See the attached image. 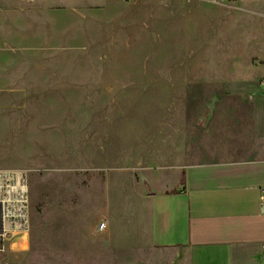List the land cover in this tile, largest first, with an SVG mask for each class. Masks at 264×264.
I'll use <instances>...</instances> for the list:
<instances>
[{"label": "rangeland", "instance_id": "rangeland-1", "mask_svg": "<svg viewBox=\"0 0 264 264\" xmlns=\"http://www.w3.org/2000/svg\"><path fill=\"white\" fill-rule=\"evenodd\" d=\"M12 4L0 3V169L28 170L31 226L28 252L8 258L151 264L156 183L263 153L264 0Z\"/></svg>", "mask_w": 264, "mask_h": 264}, {"label": "crops", "instance_id": "crops-1", "mask_svg": "<svg viewBox=\"0 0 264 264\" xmlns=\"http://www.w3.org/2000/svg\"><path fill=\"white\" fill-rule=\"evenodd\" d=\"M2 1L13 6V0ZM259 115L257 132L263 135ZM155 187L159 193L148 199L145 224L149 250L156 254L149 263L264 264V150L255 159L176 168ZM29 245L19 240L22 248Z\"/></svg>", "mask_w": 264, "mask_h": 264}, {"label": "built area", "instance_id": "built-area-1", "mask_svg": "<svg viewBox=\"0 0 264 264\" xmlns=\"http://www.w3.org/2000/svg\"><path fill=\"white\" fill-rule=\"evenodd\" d=\"M23 1L28 4L35 2ZM206 1L216 5L225 3V0ZM28 175L26 169H0V264H19L8 258V254L25 252V249L19 246V240L25 241V233L30 231ZM106 229L107 224L101 222L99 232ZM262 249L264 260V244Z\"/></svg>", "mask_w": 264, "mask_h": 264}, {"label": "bare ground", "instance_id": "bare-ground-1", "mask_svg": "<svg viewBox=\"0 0 264 264\" xmlns=\"http://www.w3.org/2000/svg\"><path fill=\"white\" fill-rule=\"evenodd\" d=\"M29 233H30V232H29ZM29 233H25V236L28 235ZM25 236H24V237H25Z\"/></svg>", "mask_w": 264, "mask_h": 264}]
</instances>
